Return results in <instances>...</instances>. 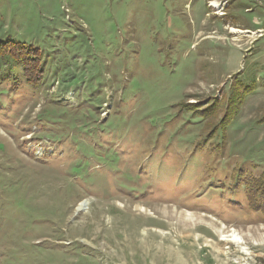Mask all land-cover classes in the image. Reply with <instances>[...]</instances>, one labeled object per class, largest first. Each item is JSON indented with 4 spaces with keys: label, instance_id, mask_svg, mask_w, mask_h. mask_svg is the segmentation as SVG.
Masks as SVG:
<instances>
[{
    "label": "rangeland",
    "instance_id": "374dc122",
    "mask_svg": "<svg viewBox=\"0 0 264 264\" xmlns=\"http://www.w3.org/2000/svg\"><path fill=\"white\" fill-rule=\"evenodd\" d=\"M0 42V264H264V0H0Z\"/></svg>",
    "mask_w": 264,
    "mask_h": 264
},
{
    "label": "trees",
    "instance_id": "16d2710c",
    "mask_svg": "<svg viewBox=\"0 0 264 264\" xmlns=\"http://www.w3.org/2000/svg\"><path fill=\"white\" fill-rule=\"evenodd\" d=\"M0 58L21 64L28 82L38 84L36 76H41V59L36 49L17 42H0ZM249 187L250 190H255L257 194L264 197V173L258 179L251 181Z\"/></svg>",
    "mask_w": 264,
    "mask_h": 264
},
{
    "label": "bare ground",
    "instance_id": "6f19581e",
    "mask_svg": "<svg viewBox=\"0 0 264 264\" xmlns=\"http://www.w3.org/2000/svg\"><path fill=\"white\" fill-rule=\"evenodd\" d=\"M213 6H215L216 8H218V9H220V5H218L217 3H213ZM86 205V204H85ZM80 206L82 207V206H84V203H82V204H80ZM78 209H81V208H78ZM193 217H195V216H193ZM199 220L201 219V220H203L204 219V217H197ZM206 218V217H205Z\"/></svg>",
    "mask_w": 264,
    "mask_h": 264
}]
</instances>
